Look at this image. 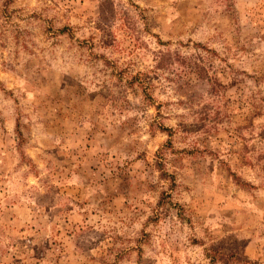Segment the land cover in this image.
I'll return each mask as SVG.
<instances>
[{
    "label": "rangeland",
    "instance_id": "obj_1",
    "mask_svg": "<svg viewBox=\"0 0 264 264\" xmlns=\"http://www.w3.org/2000/svg\"><path fill=\"white\" fill-rule=\"evenodd\" d=\"M0 264H264V0H0Z\"/></svg>",
    "mask_w": 264,
    "mask_h": 264
}]
</instances>
